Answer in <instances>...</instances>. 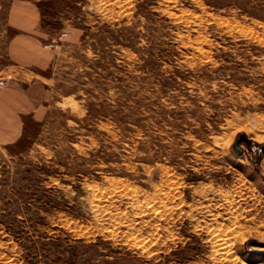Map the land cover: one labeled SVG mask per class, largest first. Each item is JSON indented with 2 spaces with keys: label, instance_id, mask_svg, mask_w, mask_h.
<instances>
[{
  "label": "rangeland",
  "instance_id": "rangeland-1",
  "mask_svg": "<svg viewBox=\"0 0 264 264\" xmlns=\"http://www.w3.org/2000/svg\"><path fill=\"white\" fill-rule=\"evenodd\" d=\"M15 2L53 59L0 264H264V0H0V32Z\"/></svg>",
  "mask_w": 264,
  "mask_h": 264
},
{
  "label": "crops",
  "instance_id": "crops-1",
  "mask_svg": "<svg viewBox=\"0 0 264 264\" xmlns=\"http://www.w3.org/2000/svg\"><path fill=\"white\" fill-rule=\"evenodd\" d=\"M30 4L15 2L0 32V142L23 138L44 118L47 83L41 75L53 59Z\"/></svg>",
  "mask_w": 264,
  "mask_h": 264
},
{
  "label": "water",
  "instance_id": "water-1",
  "mask_svg": "<svg viewBox=\"0 0 264 264\" xmlns=\"http://www.w3.org/2000/svg\"><path fill=\"white\" fill-rule=\"evenodd\" d=\"M234 150H235L237 155H239L241 153V151L237 148L236 144H234Z\"/></svg>",
  "mask_w": 264,
  "mask_h": 264
},
{
  "label": "bare ground",
  "instance_id": "bare-ground-1",
  "mask_svg": "<svg viewBox=\"0 0 264 264\" xmlns=\"http://www.w3.org/2000/svg\"><path fill=\"white\" fill-rule=\"evenodd\" d=\"M217 240V239H216ZM220 240H217V242L219 243Z\"/></svg>",
  "mask_w": 264,
  "mask_h": 264
}]
</instances>
